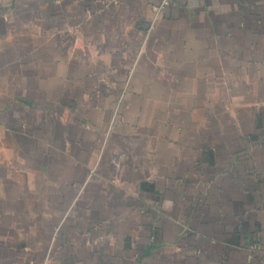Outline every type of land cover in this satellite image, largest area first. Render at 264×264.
<instances>
[{"label":"crops","instance_id":"obj_1","mask_svg":"<svg viewBox=\"0 0 264 264\" xmlns=\"http://www.w3.org/2000/svg\"><path fill=\"white\" fill-rule=\"evenodd\" d=\"M0 264H264V0H0Z\"/></svg>","mask_w":264,"mask_h":264}]
</instances>
